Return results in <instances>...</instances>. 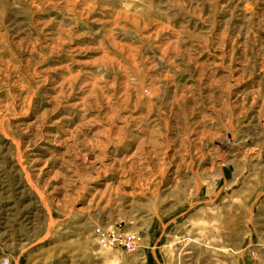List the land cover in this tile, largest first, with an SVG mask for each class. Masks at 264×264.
I'll use <instances>...</instances> for the list:
<instances>
[{
	"label": "rangeland",
	"instance_id": "rangeland-1",
	"mask_svg": "<svg viewBox=\"0 0 264 264\" xmlns=\"http://www.w3.org/2000/svg\"><path fill=\"white\" fill-rule=\"evenodd\" d=\"M3 258L264 264V0H0Z\"/></svg>",
	"mask_w": 264,
	"mask_h": 264
},
{
	"label": "built area",
	"instance_id": "built-area-1",
	"mask_svg": "<svg viewBox=\"0 0 264 264\" xmlns=\"http://www.w3.org/2000/svg\"><path fill=\"white\" fill-rule=\"evenodd\" d=\"M97 237L98 241L101 245L104 247H108L110 249H114V247H117L121 250L129 251L133 248L134 242L138 240V238L135 236H131L129 240L127 241H118L115 238L114 230H97ZM0 264H11L10 260L7 258H3L0 260Z\"/></svg>",
	"mask_w": 264,
	"mask_h": 264
}]
</instances>
